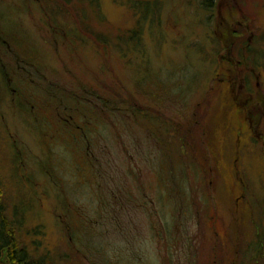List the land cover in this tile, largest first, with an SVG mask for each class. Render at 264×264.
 I'll return each instance as SVG.
<instances>
[{
    "label": "rangeland",
    "instance_id": "obj_1",
    "mask_svg": "<svg viewBox=\"0 0 264 264\" xmlns=\"http://www.w3.org/2000/svg\"><path fill=\"white\" fill-rule=\"evenodd\" d=\"M0 189L51 264H264V0H0Z\"/></svg>",
    "mask_w": 264,
    "mask_h": 264
},
{
    "label": "trees",
    "instance_id": "obj_2",
    "mask_svg": "<svg viewBox=\"0 0 264 264\" xmlns=\"http://www.w3.org/2000/svg\"><path fill=\"white\" fill-rule=\"evenodd\" d=\"M0 189V263L2 256L6 258L7 264H51L45 257L33 258L25 248L21 246L16 237V231L20 227L21 218L16 216V209L8 213L7 206L3 202Z\"/></svg>",
    "mask_w": 264,
    "mask_h": 264
},
{
    "label": "flooded vegetation",
    "instance_id": "obj_3",
    "mask_svg": "<svg viewBox=\"0 0 264 264\" xmlns=\"http://www.w3.org/2000/svg\"><path fill=\"white\" fill-rule=\"evenodd\" d=\"M233 2H234V3H235V2L238 3V0H233Z\"/></svg>",
    "mask_w": 264,
    "mask_h": 264
}]
</instances>
